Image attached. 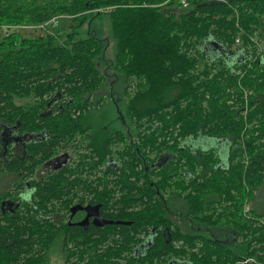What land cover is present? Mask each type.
Returning <instances> with one entry per match:
<instances>
[{"label": "trees", "instance_id": "16d2710c", "mask_svg": "<svg viewBox=\"0 0 264 264\" xmlns=\"http://www.w3.org/2000/svg\"><path fill=\"white\" fill-rule=\"evenodd\" d=\"M188 1L185 10L169 0H0V26L79 20L60 43L17 33L0 41V173L21 175L16 191H27L21 212L0 206V264H49L60 236L67 264H264V207L248 206L264 186V0ZM102 16L115 44L108 68L124 79L120 103L103 94L104 41L81 33ZM237 38L244 60L234 67L212 55V44L235 52ZM109 107L119 126L103 138L95 125ZM3 133L17 134L21 149L5 148ZM199 136L229 142V165L215 149L180 148ZM72 146L84 150L77 160L33 179ZM147 151L174 160L153 168ZM165 194L183 199L180 217ZM78 203L125 224L55 222Z\"/></svg>", "mask_w": 264, "mask_h": 264}, {"label": "rangeland", "instance_id": "374dc122", "mask_svg": "<svg viewBox=\"0 0 264 264\" xmlns=\"http://www.w3.org/2000/svg\"><path fill=\"white\" fill-rule=\"evenodd\" d=\"M163 4H158L157 6H162ZM190 5V4H189ZM185 10L187 8H184ZM97 13V11L95 12ZM79 24V20L74 19L72 16L66 17L64 20L60 21L59 25L54 28H49V31H44L42 33H37V32H19L24 37H45V36H53L55 37V40L60 43L63 40V37L71 32L73 28L77 27ZM81 27V33L83 37H89V36H95L101 40L104 41L105 43V51L103 54V59L101 58L98 60V63L100 65V70L102 72H106V74L110 77L107 78V86H105V91L107 93L105 96H109L108 94L110 93L111 85L113 86L112 94L114 97L122 96L123 97V88H124V79L122 75L117 76V75H112V71L108 68L109 64L113 62L114 55H115V44L114 40L111 35V22L108 19V16H102L93 20H90L89 22H85L84 25ZM6 27V26H5ZM78 27V28H80ZM13 31L6 29V28H0V41L3 40V38L8 34H11ZM243 41L239 38L236 40L235 52H237V48H240L242 46ZM260 44V43H259ZM211 53L212 55L215 56H224L223 53H221L219 46L216 44L211 45ZM262 50H264V45H262ZM225 60L227 63L231 66H235L239 62V60H244V55H238V58H236L232 54H228L227 57H225ZM114 79V83L112 84L111 79ZM109 92V93H108ZM128 98H124L126 101ZM108 100V98H106ZM25 100H20V103H24ZM113 109L112 107L107 108L106 110H101L100 115H99V120L98 123L95 125L98 128H102L103 132H100L102 134V137H105L109 135L108 133L111 132L112 128H117L118 127V122L115 121V116L113 115ZM111 110V111H110ZM115 125V127L113 126ZM102 140V139H101ZM194 142V141H191ZM190 142V143H191ZM228 143V144H227ZM191 145H193L191 143ZM124 144H120L119 146H114V150H119L122 149ZM217 143L214 139L206 137L203 138V140L198 141L195 143L194 147L197 149L201 150H208V149H215L218 154L220 155V158L222 161L226 159L227 161V156H228V148H229V142H219L218 146L221 149H218ZM71 151V154L75 157V152H73V148L69 149V152ZM79 151H82L79 149ZM228 162V161H227ZM223 163V162H222ZM39 170L45 171L44 168H40ZM16 177L9 175V174H2L0 173V194L7 190L9 185L13 183ZM248 206H259V207H264V186H262L259 190L254 195V199L252 201L250 200ZM178 207V206H176ZM177 212H182V206H179V208L176 209ZM63 216V215H60ZM66 220V217L63 218V221ZM49 264H67L66 263V256L63 251V239L60 236L54 245L51 247L50 255H49Z\"/></svg>", "mask_w": 264, "mask_h": 264}, {"label": "flooded vegetation", "instance_id": "af4514ba", "mask_svg": "<svg viewBox=\"0 0 264 264\" xmlns=\"http://www.w3.org/2000/svg\"><path fill=\"white\" fill-rule=\"evenodd\" d=\"M262 47V44L260 43V49H262L261 48ZM226 57H227V55H228V53H223ZM229 54H232V55H234L236 58H238V54L236 53V52H233V53H229ZM107 75V74H106ZM108 76V75H107ZM117 76H119V75H117ZM111 79V83L113 84L114 83V79L113 78H110ZM112 90H113V86L111 85V89H110V93L109 94H112ZM121 96H118V97H114L113 96V94L110 96V99H111V101H113V102H116V103H120L122 100H121ZM114 127H115V125H113ZM119 126V125H118ZM118 128V127H117ZM117 128H112L111 129V131L112 130H116ZM127 131H128V129H127ZM141 131H144L143 133H145L146 132V134L148 135V134H150L151 133V131L152 130H150V131H146V129L145 128H143V130H141ZM12 134H14V133H12ZM2 135H6V133H3ZM11 135V134H10ZM10 135H9V137H10ZM7 136V135H6ZM8 137V136H7ZM7 138V140L4 142V147L5 148H8V146L11 144L10 142H12V145H13V147L15 148H17L18 150H20L21 149V140L19 141L18 139H20L19 137H17V134L15 135V136H11V138ZM127 139H126V142H130V143H134L135 142V137L133 136V135H130V134H128L127 136ZM203 138H206V136H199V137H197V138H191V139H189V140H187V141H180V148H186V147H188V148H191L194 152L196 151V150H200V149H197V148H195L194 147V145H195V143L196 142H198V141H201V140H203ZM79 141H81L80 139H82V138H77ZM12 140H16L15 142L14 141H12ZM215 141H216V143H217V148L218 149H221V148H219V146H218V143L219 142H224L225 144H226V141H222V140H217V139H214ZM191 141H194V142H191ZM19 142H20V144H19ZM193 144V145H191V143ZM228 144V143H227ZM126 145V144H125ZM125 145L123 146V148L122 149H119V150H114V148H113V154L111 155V158L109 159V161H111V162H113V164H116L115 165V167H117V162H115V158H116V155H117V152H119V151H123L124 150V148H125ZM73 148V152H75V157L71 154V151L69 152V149H72ZM230 148V147H229ZM229 148L227 149L228 151H229ZM68 150H65V151H61L60 153H59V155H57L56 157H58V159L57 160H55L51 165H49V166H43V167H40V168H44L45 169V171H41V170H39L38 169V171L36 172V174L34 175V177H33V179L34 180H39L40 178H42L43 176H45L46 175V173L48 172V170L49 169H51V168H62L63 166H66L67 164H69V163H73V161L74 160H77L78 158H79V156L81 155V154H83L84 153V150L83 149H81V148H74V146H72V147H70ZM79 149H81L82 151H79ZM218 153V152H217ZM7 154V151H6V153L4 154L5 156H7L6 155ZM147 154H148V158L150 159V160H153L155 157H156V161H155V163L152 165V167L154 168H156V167H163V166H166V165H168L170 162H172L174 159H172V154L171 153H169V152H167V151H164L163 153H161L160 155H157L156 156V154H153V153H150V151H147ZM219 155V154H218ZM115 156V157H114ZM56 157H54L53 159H55ZM219 157H220V155H219ZM221 159V158H220ZM222 160V159H221ZM226 160V159H225ZM227 161H228V156H227ZM228 163V162H227ZM228 165H229V163H228ZM182 170V168H180L179 169V171H181ZM101 172V171H100ZM103 172V171H102ZM2 173V172H1ZM2 174H9V175H12V176H14V177H16L15 178V180L13 181V183H11L10 185H9V187L7 188V190H5L4 192H2L0 195H2L3 193H5V192H7V191H10V190H12L13 191V193H14V197H12V198H10V199H8L7 201H2L1 203V205L0 206H2V210H4V212L6 213V212H8V211H10V212H21V206H22V203L24 202V201H26L25 199H24V194L27 192L26 190V192L23 190V189H21L20 191H16V185L17 184H19L21 181H22V176L21 175H19V174H13V173H7V172H3ZM102 176V174L101 173H99V174H96L95 176H94V178H98V177H101ZM83 178H85V177H83ZM27 184V183H26ZM101 190H103V187L102 188H100ZM25 193H24V192ZM17 192H23V194H22V196H21V198L19 197V198H15V196H16V193ZM17 197V196H16ZM27 199H28V197H27ZM164 200H166L167 201V205L169 206V209L172 211V212H176L177 214H178V216L180 217L181 216V212H177L176 211V209L177 208H179V206H184V202H183V199L182 198H178V197H175V196H170L169 197V195L168 194H165V196H164ZM82 207V208H86V207H100V209H99V215H100V217H101V214H100V210H101V208H102V205H92V204H85V205H82V204H76V205H73V207L71 208V210H70V214L69 215H63V217H66V223L70 226V227H79V228H84L85 230H87L90 226H94V227H96V228H102V227H104V226H108V225H104V226H96L95 224H94V217H89V219H88V221H87V223H85V221H86V218H87V212L86 211H83V210H78V211H76V213H73V208L74 207ZM176 206H178V207H176ZM57 216V215H56ZM55 216V222L56 223H59V224H61V223H63V217L62 216H59V217H56ZM102 218V217H101ZM103 219V218H102ZM83 224V225H82ZM200 228V227H199ZM198 228V229H199ZM163 232V229L161 228L159 231H157V233H162ZM204 233H206L207 231H203ZM208 234H210L209 232H207ZM153 243H154V240H153V238H151V237H149L146 241H145V243H144V245H143V247H141V248H138L137 250H136V252H135V256H141V254H142V251H143V248L144 247H146V248H150L152 245H153ZM187 263V261H180V260H172L171 262H169L168 264H186Z\"/></svg>", "mask_w": 264, "mask_h": 264}, {"label": "built area", "instance_id": "2783aa9c", "mask_svg": "<svg viewBox=\"0 0 264 264\" xmlns=\"http://www.w3.org/2000/svg\"><path fill=\"white\" fill-rule=\"evenodd\" d=\"M169 1H175L178 4V6H180L181 9L188 8L190 4L188 0H169ZM66 17H70V16L57 15L52 17L50 20L39 24L28 23L21 25H3L0 26V28H6L12 30L13 31L12 33H17V34H19V32L42 33L44 31H49V28L57 27L60 21L64 20ZM250 261L252 262V260Z\"/></svg>", "mask_w": 264, "mask_h": 264}, {"label": "water", "instance_id": "95a60500", "mask_svg": "<svg viewBox=\"0 0 264 264\" xmlns=\"http://www.w3.org/2000/svg\"><path fill=\"white\" fill-rule=\"evenodd\" d=\"M99 209L100 207H86V208H82V207H74L73 208V213H76V211L78 210H83L87 212V218L85 223H87L89 217H94V224L96 226H104V225H113V224H125L124 222H113V221H106L104 219H102L99 215ZM83 225V224H82Z\"/></svg>", "mask_w": 264, "mask_h": 264}]
</instances>
